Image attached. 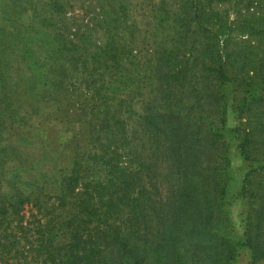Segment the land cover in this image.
Wrapping results in <instances>:
<instances>
[{
    "label": "trees",
    "instance_id": "obj_1",
    "mask_svg": "<svg viewBox=\"0 0 264 264\" xmlns=\"http://www.w3.org/2000/svg\"><path fill=\"white\" fill-rule=\"evenodd\" d=\"M56 1L51 0L54 5ZM239 1H247V6L240 8L238 4L241 25L235 31L251 42L238 39L234 31L222 38L227 16L220 9L207 7L211 0H180L178 10L161 0L153 4L156 16L159 14L161 25L172 20L168 25L173 28L155 33L151 43L150 34L141 37L136 19H131L129 0L118 1L116 22L123 37H118L116 47L107 43L100 53L88 55L95 63L103 60L109 79L100 85L96 77L95 81L84 80L77 90L83 118L90 119L86 121L90 137L87 146L81 149L74 143L69 153L65 152L68 163L63 167L53 163L50 175L41 171V175L24 181L18 170L20 179L15 176L12 180V191H0V264H185L181 239L185 230V235L198 237L218 250L220 264L237 259L240 242L228 233V212L223 209L232 179L225 166L211 163L210 155L216 153L204 141L206 138L216 144L227 130L231 93L244 95L241 111L248 105L254 109L257 104L264 106V0ZM75 2L71 0V9ZM193 15L199 30L182 33L186 26L189 28ZM45 26L46 19L35 16L27 29L42 36ZM63 27L53 29L65 30ZM78 28L71 23V36ZM2 42L0 38V55L4 52ZM78 47L72 38L71 47L66 41L60 42L58 50L51 51V58H66L70 51L77 57ZM22 56L30 70L22 78L26 93L39 94L44 84L40 77L42 58L36 57L26 38ZM78 58L85 68L87 58ZM79 59L73 58V62ZM98 71L92 63L88 74L96 76ZM144 83H154L157 96L164 101L162 109L153 102L147 105L142 115L148 141L130 126L131 118L123 116ZM186 95L195 100L191 107L184 102ZM194 107L202 112L209 108L210 113L220 115L219 122L212 119L204 127L199 123L202 118H190ZM259 117L263 138L251 131L239 147L250 167L243 180V194L254 198L251 211L262 228L264 180L258 189L254 184L258 176L264 178V112ZM4 119L2 116L1 122ZM42 154L50 160L56 156L54 151L44 150ZM165 155L174 159L173 167L186 187H181L173 199L162 195L154 181L160 174L159 158ZM16 156L14 148L0 145V167ZM202 188L206 202L198 194ZM26 205H31L27 213ZM247 235L254 257L263 260L264 240L256 236L253 241L251 231Z\"/></svg>",
    "mask_w": 264,
    "mask_h": 264
},
{
    "label": "rangeland",
    "instance_id": "obj_2",
    "mask_svg": "<svg viewBox=\"0 0 264 264\" xmlns=\"http://www.w3.org/2000/svg\"><path fill=\"white\" fill-rule=\"evenodd\" d=\"M74 1H76L74 8L71 9V0H57L56 5L51 0H0V38L4 41L1 47L4 52L0 55V74L4 73L0 76V118L2 116L5 118L4 123L0 120V145L12 147L17 152L16 158L9 159L0 167L2 178L0 191L3 194L12 191L11 182L13 179L15 180V176L16 179H20L17 178L18 170L21 171L19 175L24 181L41 175V171L48 172L50 175L54 164L63 167L68 163L65 152L69 153V149L74 143L76 147L85 149L87 141L90 139L89 125L86 123L90 119L88 116V120L83 118V111L77 104L81 103V100L77 99V90L84 80L93 81L94 79L95 81L96 77L97 83L100 85L103 80L108 81L109 79L107 73L103 71V60L95 63L88 55L100 53L101 48L106 49L107 43L108 47H116L118 37H123L122 30L118 28L116 22L120 3L119 0ZM160 1L129 0L128 3L130 17L136 19L141 37L149 33L152 37L150 38L151 43L155 33L163 34L172 31L173 28L168 25L172 20L161 25L159 14L156 16L153 4H158ZM167 2L171 3V8L174 10L180 8V0H167ZM245 2L247 3V1ZM245 2L231 0L219 3L217 0H211L209 3L211 5L207 6L220 9L227 16L228 26L225 30L226 33L222 35L223 39L228 38L227 35L234 31L232 33L238 36V39L246 38L251 42L248 36L243 37L236 32L238 26L241 25V15L238 14V9L246 7ZM52 7H55L54 12ZM35 16L45 18L47 21L46 30H43L42 36H37L27 29L30 26V20ZM71 23L79 27L73 36H71ZM59 25L66 29H53ZM213 28L215 29V27ZM195 30H199L197 18H194L189 23V28L186 26L182 33L189 34ZM57 35L61 40L55 39ZM194 37V35L190 36V38ZM25 38L31 41L36 57L42 58L40 77L41 83L46 85H40L39 94H27L26 84L22 79L30 72L27 59L22 56V44ZM71 38L79 45L77 57L71 55L70 51L65 53L66 58L64 55L51 58L53 55L51 51H57L60 42L66 41L71 47ZM112 40L113 42H111ZM78 56L87 58L85 68ZM73 58L79 59L80 62H73ZM92 63L100 70L95 73L96 76L94 73L92 76L88 74L92 70ZM85 69L86 71L83 72ZM234 84L237 85V82ZM153 85L144 83L139 96H136L131 107L125 108L123 111L124 117L131 118L130 126L134 129L137 128L139 137L145 138L146 141H148V137L144 133L146 128L142 118L146 106L153 102L156 107L162 109L160 105L164 102L157 96L158 87L154 83ZM243 97L244 95L239 93L230 94L229 108L226 114L227 130L222 131L223 137L216 144L212 139L211 141L214 143L207 141L206 138L204 143L210 145L212 151L216 153L215 156L210 155L213 160H210L211 163L225 166L230 179H232L228 193L224 198L226 203L223 205V209L228 212L226 217L228 233L234 240L240 242V254L231 264H264V259L255 258L248 246L249 243L247 244L249 231H251L253 241L256 236L261 237L260 241L264 240V225L261 228L255 223L258 219L256 214L251 211V208L256 204L254 198L250 194H243V180L250 167L249 161L244 158L242 149L239 147L241 139L251 131L256 134L257 138H263V133L260 132L263 131V127L261 128L258 122L260 121L259 116L264 112V106L257 104L254 109L255 106L248 105L241 111L240 105L243 102ZM184 100L187 107L195 104V100L187 98V95ZM189 112H191L190 118L196 117V120L198 117L202 118L199 123L206 128L212 119H217L219 122L220 115L210 113L209 108L202 112L200 108L194 107ZM86 114L91 115L87 112ZM234 128L240 130L235 131ZM207 133L208 131L205 129L204 135ZM254 142V140L251 141V143ZM259 142L261 141L259 140ZM138 146L141 147L139 144ZM44 150L52 154L54 151L56 156L50 160L51 157L43 156ZM72 155L73 152H71ZM159 159L160 174L154 177V181L162 195L166 194L168 198L173 199L180 189L186 188L185 182L179 179L173 167L172 156L165 155ZM197 177L201 178L199 175ZM258 177L259 180L256 179L254 184L255 189L262 187L260 182L264 180L263 177ZM22 187L27 189L28 186ZM184 190L188 191V189ZM209 191L212 193V190ZM204 192L203 188L198 190L199 196L203 202H206L207 198ZM30 207L31 205H26V213ZM174 211L171 209L172 213ZM185 220L188 224L189 220L186 218ZM185 231L181 236L185 264H220L222 255L220 253L219 257L218 250L205 245V241L201 242L198 237L192 238L190 235H185Z\"/></svg>",
    "mask_w": 264,
    "mask_h": 264
}]
</instances>
